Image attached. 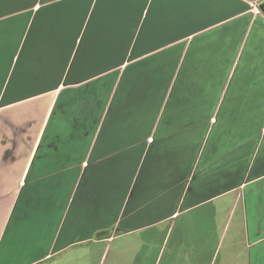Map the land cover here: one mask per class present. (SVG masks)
<instances>
[{
  "label": "crops",
  "instance_id": "crops-1",
  "mask_svg": "<svg viewBox=\"0 0 264 264\" xmlns=\"http://www.w3.org/2000/svg\"><path fill=\"white\" fill-rule=\"evenodd\" d=\"M255 1L0 0V264L221 202L211 260L264 264Z\"/></svg>",
  "mask_w": 264,
  "mask_h": 264
},
{
  "label": "rangeland",
  "instance_id": "rangeland-1",
  "mask_svg": "<svg viewBox=\"0 0 264 264\" xmlns=\"http://www.w3.org/2000/svg\"><path fill=\"white\" fill-rule=\"evenodd\" d=\"M259 2L260 0H256L255 5L257 10L261 11ZM188 32L190 34L197 31ZM51 86L53 90H57L61 85L50 84ZM6 87L11 86L7 84ZM3 102L7 101H0V108L3 107ZM216 205L195 209L170 222L133 235L129 233L137 228L122 225L112 227L109 239L79 241L63 250L61 248L69 244L68 239L64 240L58 243L55 249L61 250L52 251L39 264H219L220 260H211V255L217 241L224 244L228 242L227 230L230 228L226 223L229 218L226 204L221 202ZM220 220L225 221L224 229V225L218 226ZM48 246L46 245V248ZM36 261L28 260V263ZM21 262L23 260L15 259L11 264ZM224 264H240V260L226 258ZM241 264H247V261L243 260Z\"/></svg>",
  "mask_w": 264,
  "mask_h": 264
},
{
  "label": "trees",
  "instance_id": "trees-1",
  "mask_svg": "<svg viewBox=\"0 0 264 264\" xmlns=\"http://www.w3.org/2000/svg\"><path fill=\"white\" fill-rule=\"evenodd\" d=\"M167 223V222H166ZM150 228H154V227H148V228H144V229H141L140 231H143V230H147V229H150ZM112 230V227H106V228H100V229H96L95 231H93L90 227H82L78 233L76 234V242H79V241H91L92 239H103V238H110L111 235H110V231ZM140 231H137V232H140ZM137 232H131L129 233V235H133ZM111 241V240H109ZM64 250V249H63ZM43 259L39 260V261H36L32 264H39Z\"/></svg>",
  "mask_w": 264,
  "mask_h": 264
},
{
  "label": "water",
  "instance_id": "water-1",
  "mask_svg": "<svg viewBox=\"0 0 264 264\" xmlns=\"http://www.w3.org/2000/svg\"><path fill=\"white\" fill-rule=\"evenodd\" d=\"M259 7L262 13H264V0H260Z\"/></svg>",
  "mask_w": 264,
  "mask_h": 264
}]
</instances>
